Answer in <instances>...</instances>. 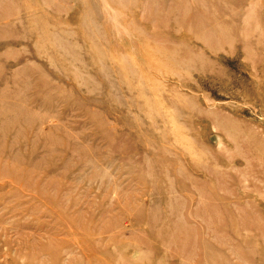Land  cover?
<instances>
[{"label": "rangeland", "instance_id": "obj_1", "mask_svg": "<svg viewBox=\"0 0 264 264\" xmlns=\"http://www.w3.org/2000/svg\"><path fill=\"white\" fill-rule=\"evenodd\" d=\"M0 264H264V0H0Z\"/></svg>", "mask_w": 264, "mask_h": 264}]
</instances>
